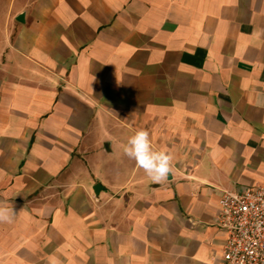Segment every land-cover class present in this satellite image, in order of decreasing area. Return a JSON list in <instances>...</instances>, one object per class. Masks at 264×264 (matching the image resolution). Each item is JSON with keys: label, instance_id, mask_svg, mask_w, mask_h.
Instances as JSON below:
<instances>
[{"label": "crops", "instance_id": "1", "mask_svg": "<svg viewBox=\"0 0 264 264\" xmlns=\"http://www.w3.org/2000/svg\"><path fill=\"white\" fill-rule=\"evenodd\" d=\"M263 180L264 0H0V264H221Z\"/></svg>", "mask_w": 264, "mask_h": 264}, {"label": "built area", "instance_id": "2", "mask_svg": "<svg viewBox=\"0 0 264 264\" xmlns=\"http://www.w3.org/2000/svg\"><path fill=\"white\" fill-rule=\"evenodd\" d=\"M218 205L221 264H264V180L239 192L222 190Z\"/></svg>", "mask_w": 264, "mask_h": 264}, {"label": "clouds", "instance_id": "3", "mask_svg": "<svg viewBox=\"0 0 264 264\" xmlns=\"http://www.w3.org/2000/svg\"><path fill=\"white\" fill-rule=\"evenodd\" d=\"M122 151L129 159L144 170L154 183H163L172 172L173 155L167 149L155 150L151 143L150 133L144 128L137 129ZM12 205H0V223H12L15 216ZM53 264H56L53 261Z\"/></svg>", "mask_w": 264, "mask_h": 264}, {"label": "water", "instance_id": "4", "mask_svg": "<svg viewBox=\"0 0 264 264\" xmlns=\"http://www.w3.org/2000/svg\"><path fill=\"white\" fill-rule=\"evenodd\" d=\"M99 187V185L95 186L94 190H96Z\"/></svg>", "mask_w": 264, "mask_h": 264}]
</instances>
